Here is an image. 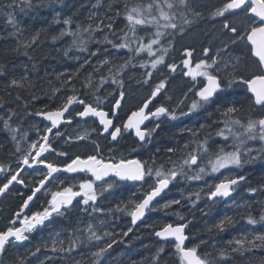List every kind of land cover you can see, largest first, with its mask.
Here are the masks:
<instances>
[{"label":"snow or ice","instance_id":"obj_1","mask_svg":"<svg viewBox=\"0 0 264 264\" xmlns=\"http://www.w3.org/2000/svg\"><path fill=\"white\" fill-rule=\"evenodd\" d=\"M33 6L32 0H9L4 9H15L19 7L21 11ZM93 8L104 9L103 15H89V23L86 25L77 24L75 30L67 28L59 33V37L53 36L55 42L58 38L71 36V44L63 50L65 57L75 48L80 53H87L83 56L79 68L72 74H63L61 87L71 88V94L63 93L59 96L60 103L52 110L29 111L30 105L42 95L55 100L57 94L61 93V87H53L50 91L41 88L39 91H32L37 85L26 76L19 79L13 78L5 88H11L16 92L15 97L11 92L7 96H0V109L5 105L16 103L17 108L23 109V116L15 109L8 107L3 114H0V131L9 134L13 149L9 155L15 158L16 168L0 164V197H5L7 193L13 190L14 185H20L22 188H29V194L22 200L19 210L14 213V217L9 219L4 229L0 230V264H4L3 257L9 250H15L12 246L23 245L25 241H30L31 235L37 231H43L52 226L57 217H66L67 213L79 208L81 211L103 212L98 206L97 201L105 192H111L119 186V183L131 182L134 186L138 185L141 189L139 199L121 200L115 209H109V212L123 213L131 218V225L135 226L138 221H142L148 212L156 211L157 197L169 189L173 183H180L181 180L200 181L210 174L220 173L222 169L237 168L242 169L245 165L256 161H264V114L253 118L249 116L244 120L240 115L245 104L248 110L259 109L264 113V0H221V4L214 10L209 11L212 19L222 18L220 20V46L213 50L211 46L202 48V55L207 59H201L192 67L190 59H183L181 63L187 69L184 75L197 81L200 87L196 90L197 99L191 101L187 110L180 109L184 100L177 102L176 108H169L164 104L150 109L149 105L160 95L166 87V81L161 80L151 88L150 95L142 101L136 111H132L125 122L116 125L111 118L115 115V110L121 108V102L125 99V92L120 90L118 98L115 99L109 110H104L101 104L106 97L97 93L105 84L116 85L118 89L124 87V74L129 68H143L146 71L138 83L148 85L153 78V71L158 66L164 65L171 72H175L177 65L166 64L165 56L170 48L174 46L177 36L183 37L189 32L194 23L203 18L204 13L200 9L199 0H95ZM7 23L17 29L12 33L18 36L22 31L17 27L15 17L11 12L5 11ZM236 16H243L242 27L238 28L232 23ZM119 22V23H118ZM65 25H71V19L63 21ZM100 35L97 36L96 34ZM39 33L33 35L30 39L17 41L14 47L5 49V55L22 53L32 61L33 71L38 69V63L27 51L36 43ZM109 45L117 53L122 50L125 55L120 58V62L110 60L107 57L98 58L95 63L91 57H99L105 51L103 47H97L92 50L89 44ZM243 45L247 49L249 58H252L253 66L256 71L247 74L249 67L234 52ZM191 49H184L185 57H192ZM159 53V55H157ZM210 53H212L210 55ZM147 57V59L145 58ZM76 59H81L77 57ZM90 67L91 72L85 73L82 86L87 91L84 95L91 94L95 103L86 102L81 95L77 94V89L72 86L73 78L79 77L81 70ZM151 70H147V69ZM92 73L98 76V83L94 81ZM2 74V73H0ZM47 75V73H45ZM42 79V77H40ZM198 78H200L198 80ZM57 79H60L58 76ZM243 88L249 95L241 101H232L220 107L221 101L228 100L223 97L226 91ZM189 91H192L190 88ZM22 92H28L29 99L24 100ZM108 95H113L108 92ZM187 99V94H185ZM171 99V97H168ZM74 104L82 105L81 110L72 108ZM217 105L216 111L220 119L213 120L211 124L201 123L198 127H185L181 129V134L187 132L189 140L183 144L182 148L167 146L164 151L166 158H157L149 156L148 160L140 158H125L123 155L119 159L113 155L110 159H105L100 155V144L92 141L94 150L92 154L84 157L76 155L70 160H66L62 165L48 159L46 153H55L58 157L68 156L66 151H57L53 147V141L50 136L57 138L64 137L65 132L61 125H71L73 117L81 119L93 118L92 122L96 127L92 131L97 132L98 136L110 138L111 142H119L123 139V133L133 131L139 141L140 147L145 143H151L152 136L161 123L165 121H176L182 117H188L201 110L206 112L209 117L212 113L209 111L211 106ZM47 106H45L46 108ZM72 109V111H70ZM68 114L67 116L65 114ZM35 115L43 117L46 124L43 128V134L37 129L39 138L33 141L28 140V132L22 130L21 124L23 117ZM163 118V119H162ZM98 121V123H97ZM146 121H157L152 127H142ZM216 125L215 132L209 131L212 125ZM222 125V126H221ZM55 130V131H53ZM89 133L76 135H67L65 143L70 141H85ZM220 138L224 144L211 143L215 138ZM250 141H258L260 148L249 146ZM26 143L27 147L21 145ZM195 145V147H192ZM4 144L0 142V150L4 149ZM230 149V150H229ZM112 151V149H109ZM132 151H138L136 147ZM157 151H160L158 148ZM179 153V159H173V154ZM26 170H31L29 175L40 177L29 181L25 175ZM46 170V171H44ZM210 170V171H209ZM57 173H65L63 178L57 176ZM83 174V175H77ZM111 177L112 179H107ZM55 182L57 187L53 190L46 187ZM97 182H102L97 184ZM241 182H246L244 175H236L220 179L218 183L208 185L211 189L207 193V199L215 201L217 198L227 199L232 197L233 193ZM67 185V186H63ZM43 190V191H42ZM264 192V185L259 189L249 188L248 191L255 195L257 191ZM17 195L24 197L23 191L16 190ZM48 196L45 206L42 210L30 211L29 206L38 199L37 194ZM196 197L191 201L195 208L200 199V193H193ZM181 200L174 199L162 205L167 209L172 205H180ZM83 206V207H81ZM25 210H29L26 212ZM203 212L204 210L201 209ZM207 215V212H204ZM182 223H166L160 230L155 231L154 235L161 241H171L174 248L173 256L175 264H217L213 254L207 251L201 252L202 245L208 241L201 240L198 244L192 246L186 245L189 236L185 230L192 223L179 212L174 213ZM247 224L255 226L260 224L264 226V210L261 211L258 219L251 213L245 217ZM234 223L233 217L226 216L224 219L214 225L219 231L223 232ZM151 227V225H149ZM76 231L82 235H76L74 231L68 236L61 238V233L53 229V234L46 241L44 238L29 248L26 255L19 259H13L12 264H28L31 258V264H47L54 261L56 257L47 256L40 259L39 253L44 248L51 253L62 254L60 258H70L72 264H104L105 255L117 243L116 239H105L114 237L116 233L104 231L100 233L92 224L86 228H79ZM133 231L129 227L126 231L119 233L122 237H128ZM212 229H209L211 232ZM92 245L94 250L89 252V260H77L72 256L78 252L80 246ZM232 252L249 251L253 248H264V233L257 234L250 238L247 235L227 242ZM161 246L152 256L150 264H167L161 253ZM219 259L227 257L226 249H217ZM79 254V253H78ZM129 264H143L142 261L129 259Z\"/></svg>","mask_w":264,"mask_h":264},{"label":"trees","instance_id":"obj_2","mask_svg":"<svg viewBox=\"0 0 264 264\" xmlns=\"http://www.w3.org/2000/svg\"><path fill=\"white\" fill-rule=\"evenodd\" d=\"M8 3L9 0H0V73H2L0 74V96L6 97L7 93L11 92L12 96L15 97L16 92L11 88L6 89L5 85L11 79H19L22 76L28 77L37 85V88L32 91H39L41 88L50 91L53 87H61V80L64 79V76L60 74L63 73L67 75L75 72L79 68L83 56L87 55V53H80L73 48L69 56L65 57L63 55V50L71 44L72 37L66 35L63 38H58L55 42H53L52 37H59V33L67 28L75 30L77 24L86 25L90 22L88 19L90 14L93 16L97 14L103 15L104 9L93 8L92 5L95 4V0H32L33 6L24 11H21L19 7L15 9H4L3 6ZM5 11L12 13L15 17L17 27L22 30L18 36L12 35L17 29L7 23ZM65 19H71L72 24L70 26L65 25L63 23ZM36 33H39L36 43L27 50L38 63V69L33 71L31 68L32 61L22 54L25 51L24 49H21V54L19 55H5V49L14 47L18 40L24 41L30 39ZM96 35L99 36L100 34L97 33ZM89 47L92 50H95L97 47H103L105 49L99 57H91L94 63L98 58L104 57L120 62V58L125 55L123 50L117 53L114 49H111L109 45H96L95 43H91ZM77 57L81 59L78 60L76 59ZM90 72V67H85L81 70L80 76L73 78L71 82L72 86L77 89V94L88 101L91 99L92 95H82L87 91L83 88L82 81L85 73ZM45 73H47V75H45ZM92 75L94 81L98 83V76L94 73H92ZM58 76L60 79H57ZM40 77H42V79ZM65 92L71 94V88L67 86L61 87V93L57 94L55 100L42 95L40 99L32 102L29 111L35 112L40 109L46 111L54 109L60 103L59 96ZM21 94L24 100L30 98L28 92H22ZM45 106L47 107L45 108ZM8 107L15 109L23 116V109L17 108L16 103L5 105L4 109H0V114H3ZM26 120L27 116L23 117V123L26 122ZM175 134H166V138L162 141V150L165 155H169L164 151L167 146L182 148L185 143L176 140ZM0 142L5 146L3 150H0V164L7 165L10 163L12 168H16L15 158L9 155L10 151L13 149L9 134L0 131ZM177 154H173V156ZM254 164L255 162L245 165L241 172L231 171L228 173V177L244 175L246 177V182H241L234 196L225 204L217 202L212 203L207 199L206 195L203 196L202 202L197 204L195 208L192 207L187 197L185 199H179L181 200L180 205H172L165 209L162 205L171 201V197H169L166 201L164 200L161 202V209L157 214L152 216L148 215L146 222L137 228L131 225L129 216L119 212L113 213L108 211L116 207L113 204L112 198H110L106 203L98 204V206L104 210L100 212L99 215L93 211L87 212V215H81L78 212L71 213L67 224L62 227L63 238L74 231L76 235H82L76 230L79 228H86L88 224H92L100 233L109 231L117 234L114 237H106V240L116 239L117 241H123L122 243L115 244L113 248L109 250V253L105 255L104 264H129L130 258L142 261L143 264H150L152 256L159 249L158 246H156L157 241L152 236L153 231L166 223H182L183 221H180L178 217L174 215V213L179 212L186 220L192 221V223L189 224V229L191 239H196L197 243L195 244H198L201 240L208 241L207 244L201 246L200 251L212 253L217 264H264V248H253L249 251L242 250L232 252L231 248L235 245L230 246L227 243L229 240H235L244 235L252 238L257 234L264 233V226L260 224L256 227L248 225L245 219L249 212L254 218L258 219L261 211L264 210V192L258 190L255 195H252L248 191L249 188L259 189L264 185V161L256 167H254ZM22 175H25L26 179L31 181V178L28 177V171ZM0 179H2L1 175ZM36 179L38 178L36 177ZM208 188L207 186L203 189L206 194L208 193ZM192 194L193 193H191L190 196H193ZM124 198L129 197H124L122 192H119V196L113 197L117 202H121ZM5 199L14 202L11 205H2L0 229L5 226L7 219H10L20 207L18 201L14 200L12 191L5 196L3 202ZM202 204L204 206H202ZM201 209L204 211L202 212ZM204 212H207V215H205ZM9 215H11L10 218H8ZM226 216L233 217L234 223L228 226L225 231L219 232L214 225ZM154 218L156 219L151 221ZM149 225H151V227H149ZM129 227H133V231L128 237L125 238L119 235V233L126 231ZM144 228L148 230L147 236H144V234L142 235ZM209 229H212V231L209 232ZM143 238L147 239L146 244L149 245L148 247L146 244L143 245ZM34 242H36L35 238L22 246H12L15 250L10 249L6 256L2 258L4 264H12L13 259H19L25 256L29 248L35 247L36 244H34ZM217 249H226L227 257L220 260ZM43 250L45 249L42 248L41 252L38 254L40 259H45L47 256L56 257L54 261L47 262V264H72L70 258H60L62 254L51 253L50 251L45 253ZM90 250H94V247L92 245H87V242H85V245L80 246L78 252H74L72 256L77 260L83 259L84 261H88ZM162 257H165V255ZM166 259L168 261L171 259L167 253ZM32 260H35V258H31L28 264H31ZM167 260L164 261L167 262Z\"/></svg>","mask_w":264,"mask_h":264},{"label":"flooded vegetation","instance_id":"obj_3","mask_svg":"<svg viewBox=\"0 0 264 264\" xmlns=\"http://www.w3.org/2000/svg\"><path fill=\"white\" fill-rule=\"evenodd\" d=\"M157 80L160 82L163 79H161V76H159L157 78ZM150 91H151V88L146 87V92L142 95V97L140 99H137L136 97H131L130 99L127 100V101H129L128 103L126 102V99H124L121 102L122 107H121L120 110H118L116 116L115 115L111 116V118L113 119L114 123L116 125H120L122 122H124L125 119L127 118L128 114H129V112H131L133 110V107L138 105L137 102H139L141 99L145 98L150 93ZM165 91H166V89H163V93ZM115 94L113 96H110V97H108V95L105 96L106 97V99H105L106 100V106H104V110H106V111L109 110L111 105H112V103H113V101L118 98V96H115ZM162 100H163V95L162 96L160 95L155 101H152V104H150L149 108L150 109H154V107L158 106L161 103ZM126 108H128V109H126ZM75 118H77V117H75ZM151 123H152V125H154V123H157V121H152ZM94 125H96V124H94ZM61 129H63V128H61ZM102 139L107 143L110 138L105 139L103 137ZM120 141L123 142L127 146V152H128V157L129 158H132V156H134V155L140 156V153L144 152V150H145L144 147H140V146H138L136 144V141L134 140V136H133L132 133L124 132L123 133V139H120ZM133 147H136L138 149V151L133 152L132 151ZM145 157L148 158V155L145 154ZM110 158L111 157H109L108 159H110ZM42 197L43 196L40 195L38 197V201H41V203L44 202L42 206H45V201L47 199H49V197L47 196V199H45V201L43 200L44 198H42Z\"/></svg>","mask_w":264,"mask_h":264},{"label":"rangeland","instance_id":"obj_4","mask_svg":"<svg viewBox=\"0 0 264 264\" xmlns=\"http://www.w3.org/2000/svg\"><path fill=\"white\" fill-rule=\"evenodd\" d=\"M221 2V0H219ZM237 18H234V22L233 24H235L238 28L242 27V22L244 20L243 16H236ZM239 18V19H238ZM206 31V32H204ZM203 35H210L209 32H207V30H198V32H195L194 34H190V33H186L183 37H177V40L174 43V48L177 47L178 45L181 46H189V45H193L194 42H196V44H199L198 42L200 41V39L203 37Z\"/></svg>","mask_w":264,"mask_h":264},{"label":"water","instance_id":"obj_5","mask_svg":"<svg viewBox=\"0 0 264 264\" xmlns=\"http://www.w3.org/2000/svg\"><path fill=\"white\" fill-rule=\"evenodd\" d=\"M140 221H138L137 223H139Z\"/></svg>","mask_w":264,"mask_h":264}]
</instances>
